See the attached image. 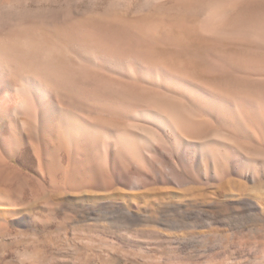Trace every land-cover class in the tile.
I'll return each instance as SVG.
<instances>
[{"label": "bare ground", "instance_id": "1", "mask_svg": "<svg viewBox=\"0 0 264 264\" xmlns=\"http://www.w3.org/2000/svg\"><path fill=\"white\" fill-rule=\"evenodd\" d=\"M63 1L68 5L70 0ZM119 1L111 0L102 15L113 19L107 29L102 21H68L69 9L29 11L27 0H0V30H10L0 40V214L15 212L11 203L33 179L41 191L65 195L91 188L82 195L100 199L105 177L114 175L128 186L129 168L142 174L145 161L161 175L150 158L156 145L172 152L194 148L207 159L216 180L222 159L239 169L242 162L264 158L259 149L264 148V111L257 103L259 98L264 102V88L246 84L238 75L247 65L264 66V57L188 53L192 36L205 40L197 17L213 23L206 32L218 36L244 32L260 36V17L241 10L236 0H170L183 14L164 20L173 51L161 54L144 44L136 50L137 40L129 36L143 34L152 19L121 20L113 9ZM166 2L143 0L142 7ZM25 25L41 27L44 39L24 43ZM129 58L135 60L132 67L127 66ZM226 66L227 80V69L220 79L210 77ZM245 105L259 120L260 137L248 121ZM129 119L138 125L128 124ZM243 134L249 142L240 139ZM25 144L31 145L37 161L36 178L11 163ZM148 149L153 150L149 157L144 154Z\"/></svg>", "mask_w": 264, "mask_h": 264}, {"label": "rangeland", "instance_id": "2", "mask_svg": "<svg viewBox=\"0 0 264 264\" xmlns=\"http://www.w3.org/2000/svg\"><path fill=\"white\" fill-rule=\"evenodd\" d=\"M166 1L161 7L153 8L142 7L143 0H120L114 6V12L123 21L132 22L138 17L152 19L153 23L143 34L129 36L138 41L135 43L130 38L139 47L136 50L145 45L161 54L173 51L164 20L183 13L175 2ZM235 2L241 10L260 17L258 33L261 35L245 32L208 35L206 30L213 23L201 16L195 23L205 40L192 36L193 48L188 53L264 57V0ZM68 3L27 0L25 7L29 11L38 7L69 9L68 21H102L107 29L113 22L102 16L110 9L111 0H70ZM1 30L0 40L10 31ZM21 31L24 43L45 37L38 26L25 25ZM128 60V67L135 65L133 58ZM242 69L236 73H241L246 84L264 88L263 65L255 63ZM228 70L226 66L210 77L220 79L226 73L224 80H227ZM261 100L257 103L264 111ZM251 109L244 106L252 129L260 137L261 126ZM131 120L127 123L138 125ZM19 129L22 131V124ZM170 135L167 133L172 140ZM240 139L250 140L244 134ZM19 148L11 163L36 178L37 161L31 145ZM162 148L156 145L154 151H144L148 157L154 152L150 158L161 169V175L149 166L151 161H145L140 165L141 171L145 167L142 174H136L134 167L129 168L127 175L132 183L128 186L114 175L105 177L100 199L82 195L92 192L91 188L65 195L41 191L32 178L29 186L11 203L15 212L0 214V264H264V158L257 157L252 164L242 162L239 169L232 161L225 163L219 158L218 161L222 160L217 168L221 175L216 180L210 174L207 159L196 154L194 148L178 152ZM259 149L264 152V148ZM65 161L62 159L63 165ZM44 182L42 186L46 187L48 180L45 178ZM43 195L50 199H43Z\"/></svg>", "mask_w": 264, "mask_h": 264}]
</instances>
